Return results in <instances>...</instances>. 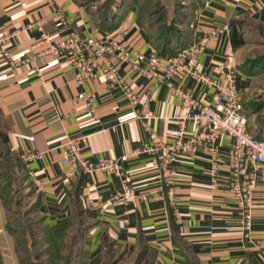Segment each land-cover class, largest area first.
I'll use <instances>...</instances> for the list:
<instances>
[{"label":"crops","instance_id":"1","mask_svg":"<svg viewBox=\"0 0 264 264\" xmlns=\"http://www.w3.org/2000/svg\"><path fill=\"white\" fill-rule=\"evenodd\" d=\"M192 5L185 38L190 44L208 37L199 55L201 70L218 79L220 68L232 57L248 129L264 139V58L250 63L245 30L251 22L264 24V0H194ZM89 6L84 0H0V31L17 33L10 44L12 53L35 56L18 67L0 65V144L21 159L38 194L37 211L44 225L51 234L65 236L78 217L73 264H264V168L254 193L251 237H246L229 186L228 136L216 143L221 158L217 186L204 149L176 157L166 170L158 169L152 165L154 156L141 151L145 144L155 136L171 140L182 120L190 132L197 131L179 96L166 83L155 86L154 79L123 64L139 96L135 104L101 75L80 83L77 69L51 50L75 31L82 36H121L147 55L175 52L156 43L140 17L138 1H124L105 17ZM173 82L207 102L216 91L214 85L190 76ZM84 89L95 94L97 118L84 101L73 102ZM149 95L155 117L138 118L137 110ZM79 135L88 136L82 155L90 161L121 160L138 194L129 204L115 199L124 188L117 174L82 167L73 177L66 175V141ZM29 153L35 156L27 159ZM169 181L176 188L174 204L167 197ZM144 193L146 199L140 197ZM13 247L17 243L8 231L0 188V264H11Z\"/></svg>","mask_w":264,"mask_h":264},{"label":"built area","instance_id":"2","mask_svg":"<svg viewBox=\"0 0 264 264\" xmlns=\"http://www.w3.org/2000/svg\"><path fill=\"white\" fill-rule=\"evenodd\" d=\"M16 35L14 31H0V65L18 67L28 64L35 58L34 55L16 57L12 53L10 44ZM44 38L48 40L50 35L45 34ZM207 42L208 37H202L166 56H160L156 51L147 55L144 51L126 44L121 36L97 34L82 36L72 31L53 44L51 50L58 52L77 69V80L80 83L101 75L112 84L121 87L135 104L140 102L139 96L123 73V64L154 79L155 86L166 83L179 96L187 107L186 118L195 122L197 131L190 132L182 120L171 140L155 136L151 144H145L141 151L154 156L152 165L158 169L166 170L168 164L176 157L184 154L194 155L200 149H204L210 155L212 163L213 186H217L221 158L216 143L220 137L228 136L231 140L229 186L242 214L241 223L245 235L251 237L255 208L254 193L264 168V139L248 129V117L240 103L238 72L232 65V57L229 56L227 62L220 68L218 79L211 78L201 70L199 55L205 50ZM181 76H190L200 82L214 85L216 91L212 101L198 99L191 92L176 86L173 79ZM80 101L86 103L89 112L95 118L99 117L93 92L82 90L73 100L74 104ZM149 101L150 95L141 102V109L137 110L138 118L148 120L155 117L150 111ZM87 141V135L67 139L62 156V162L67 168L66 175L73 177L82 167L89 172L101 170L117 174L123 177L124 188L115 195V199L129 204L138 194L121 160L105 158L98 162L90 161L82 155V148ZM26 156L29 159L35 154L29 153ZM169 184L167 197L174 204L176 188L171 181ZM140 197L146 199L147 194H141Z\"/></svg>","mask_w":264,"mask_h":264},{"label":"rangeland","instance_id":"3","mask_svg":"<svg viewBox=\"0 0 264 264\" xmlns=\"http://www.w3.org/2000/svg\"><path fill=\"white\" fill-rule=\"evenodd\" d=\"M84 1L100 17H105L127 0ZM136 1L143 23L152 30L161 48L174 52L189 45L185 34L194 13V0ZM245 30L251 50L250 63H255L264 58V24L251 22ZM0 188L7 210L8 231L17 243V249L13 247L9 253L11 264H73L78 226H81L78 217H75L76 227L65 236L51 234L37 211L38 194L27 178L21 159L1 144Z\"/></svg>","mask_w":264,"mask_h":264}]
</instances>
